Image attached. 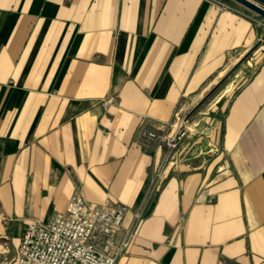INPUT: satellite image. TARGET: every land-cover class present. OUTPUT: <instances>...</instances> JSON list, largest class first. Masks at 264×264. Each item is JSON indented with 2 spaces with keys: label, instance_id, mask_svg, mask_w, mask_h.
I'll return each mask as SVG.
<instances>
[{
  "label": "crops",
  "instance_id": "crops-1",
  "mask_svg": "<svg viewBox=\"0 0 264 264\" xmlns=\"http://www.w3.org/2000/svg\"><path fill=\"white\" fill-rule=\"evenodd\" d=\"M179 110L164 163L141 132ZM75 195L127 207L116 264H264V19L231 0H0V264Z\"/></svg>",
  "mask_w": 264,
  "mask_h": 264
},
{
  "label": "built area",
  "instance_id": "built-area-1",
  "mask_svg": "<svg viewBox=\"0 0 264 264\" xmlns=\"http://www.w3.org/2000/svg\"><path fill=\"white\" fill-rule=\"evenodd\" d=\"M220 6L222 10H234L225 2H220ZM184 120V114L179 110L171 122L161 123L158 130H143V144L165 145L166 163L173 158L172 153L186 136L185 128L176 137ZM127 211L124 205L107 209L75 195L65 213L55 216L47 224L27 226L15 264H116L132 236L131 231H127L123 241L119 245L116 243Z\"/></svg>",
  "mask_w": 264,
  "mask_h": 264
},
{
  "label": "water",
  "instance_id": "water-1",
  "mask_svg": "<svg viewBox=\"0 0 264 264\" xmlns=\"http://www.w3.org/2000/svg\"><path fill=\"white\" fill-rule=\"evenodd\" d=\"M231 1L239 4L240 6L244 7L245 9H247V10H249V11L255 13V14H257L258 16H260V17H262L264 19V0H231ZM227 77H225L223 80H221L219 82V84L216 85L213 88V90H211V92L206 96L205 100H207L211 96V94H213L214 91L217 90L220 87V85L225 81V79ZM192 114H193V112H190L186 116V118H185L184 122L182 123V125L180 127V130L178 131L176 137H179L183 133V131L185 129V124H186L187 120L189 119V117Z\"/></svg>",
  "mask_w": 264,
  "mask_h": 264
}]
</instances>
